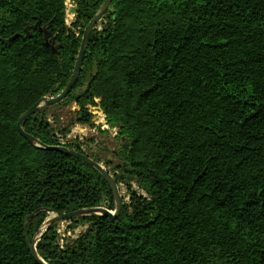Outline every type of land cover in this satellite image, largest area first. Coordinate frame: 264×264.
<instances>
[{"label": "trees", "instance_id": "trees-1", "mask_svg": "<svg viewBox=\"0 0 264 264\" xmlns=\"http://www.w3.org/2000/svg\"><path fill=\"white\" fill-rule=\"evenodd\" d=\"M103 2L77 0L68 24L67 0H0V264H40L28 217L49 264H264V0H112L72 90L25 120L35 142L20 133V116L69 82ZM72 104L54 126L50 112ZM96 105L125 137L112 167L89 141L59 139L93 126ZM57 145L102 161L129 196L113 220H72L88 225L65 242L48 210L115 198Z\"/></svg>", "mask_w": 264, "mask_h": 264}, {"label": "water", "instance_id": "water-1", "mask_svg": "<svg viewBox=\"0 0 264 264\" xmlns=\"http://www.w3.org/2000/svg\"><path fill=\"white\" fill-rule=\"evenodd\" d=\"M111 1L112 0H104L103 4L99 8L98 12L85 26L84 34H83L82 41H81V46H80V49H79V52L77 55V59H76V63H75L72 75L69 79V82L63 88V90H61V92L59 94L54 95V96L50 95V94L43 96L40 100H38L33 106H31L28 110H26L20 116V118L18 120V129H19L20 133L30 142H35L36 139L24 130L23 123L25 122V120H27L34 113L39 111L43 106H51V105H54V104L61 102L67 96V94L72 90V88H73V86H74V84H75V82H76V80H77V78L81 72L84 54H85L86 47H87L88 37H89L91 31L102 20L106 11L110 7ZM69 3L71 4L70 11L74 15H76L77 10H78L77 0H69ZM80 27H83L82 23L80 24ZM121 140L124 141L125 137H122ZM124 145L127 146V143H125ZM46 148L59 150V151H62L64 153L74 155V156L80 158L81 160H83L84 162H86V163L92 165L93 167H95L96 169H98L104 175V177L109 182V184L111 185V188H112L113 194H114V198H115V209L114 210H109L106 207L81 208V209L75 210L73 212H56L54 210H48L49 213H52L55 216L47 219L45 222L46 225H49L55 221L76 220V219H79L81 217L89 216V215H101V216L108 217L111 220L115 219L116 217H118L120 215L124 201H123L122 195H121L120 190H119V185L116 183L114 176L106 168H104V166L101 163L93 160L92 158H90L89 156H87L84 153L78 152V151H76L72 148L66 147L64 145L46 146ZM34 214H32V216ZM32 216H30V217H32ZM28 219H29V217L26 218L24 227H25V234H26V238H27V243H28L29 249L31 251V254L38 263L49 264L46 261H44L38 255L37 250H36V246H37V243H38L41 235L36 236L32 241L28 237V234L26 231V222Z\"/></svg>", "mask_w": 264, "mask_h": 264}, {"label": "rangeland", "instance_id": "rangeland-1", "mask_svg": "<svg viewBox=\"0 0 264 264\" xmlns=\"http://www.w3.org/2000/svg\"><path fill=\"white\" fill-rule=\"evenodd\" d=\"M71 4H69V0H67V13H66V20L68 24H71V22L74 20L75 15L70 11ZM72 13V14H71ZM99 101V99H97ZM76 105L72 104L68 107L61 108L56 111H51L49 116H52V113H57L59 115V119L56 123L53 122V125L55 126L56 124L60 125H68L70 123L71 119V114L73 110H75ZM99 113V112H98ZM98 115V114H97ZM51 118V117H50ZM52 119V118H51ZM53 120V119H52ZM79 125L75 126L73 130V136L79 142L81 141H89L87 142L88 145H82V149L88 153L91 156H97L100 158V160H112L113 164L110 166L112 167L114 163L118 162L119 159L114 156L115 153L120 149V144L124 141L121 140V138L117 137L113 133V128L109 126V130L106 129H100V128H95L91 127L90 125H86L85 127H82V130L80 128H77ZM83 131V132H82ZM90 138H93V140H88ZM95 139V140H94ZM78 142V141H77ZM98 144V145H97ZM104 147L105 149H103ZM102 165L103 162L99 161ZM104 166V165H103ZM105 168V167H104ZM132 185L137 188L136 184L132 183ZM119 190L122 194V198L124 203L129 201V196H128V188L124 185L119 187ZM123 203V204H124ZM55 216L52 213H49V216L47 219ZM57 222L58 226V231L61 234L62 237V242H65L71 238H75L78 235H80L81 232H83L88 224H82L81 222H77V226L73 224L72 220H61V221H55ZM46 225V223H45Z\"/></svg>", "mask_w": 264, "mask_h": 264}, {"label": "built area", "instance_id": "built-area-1", "mask_svg": "<svg viewBox=\"0 0 264 264\" xmlns=\"http://www.w3.org/2000/svg\"><path fill=\"white\" fill-rule=\"evenodd\" d=\"M93 115H94V118H93V126L91 127H95L96 129L97 128H100V129H106V130H109L110 128L109 125L107 124V121H106V117H105V114L103 113V111L100 109L99 105H96V106H93L90 108ZM99 112V113H98ZM98 114V115H97ZM77 126V125H76ZM86 125H79L77 128H80V130H82V127H85ZM111 127V126H110ZM112 129V127H111ZM118 131L119 129L117 127H114L113 128V133L114 135L116 136L118 134ZM74 136H73V130L71 131L70 134H68L65 138L63 137H60L59 136V139H60V142L61 143H68L71 139H73ZM84 142V141H83ZM86 146V145H85ZM121 186H124L123 183L119 184V187ZM121 193V192H120ZM123 193H121L122 195Z\"/></svg>", "mask_w": 264, "mask_h": 264}, {"label": "flooded vegetation", "instance_id": "flooded-vegetation-1", "mask_svg": "<svg viewBox=\"0 0 264 264\" xmlns=\"http://www.w3.org/2000/svg\"><path fill=\"white\" fill-rule=\"evenodd\" d=\"M92 140H93V138H92ZM95 140V139H94ZM103 149H105L104 147H102Z\"/></svg>", "mask_w": 264, "mask_h": 264}, {"label": "bare ground", "instance_id": "bare-ground-1", "mask_svg": "<svg viewBox=\"0 0 264 264\" xmlns=\"http://www.w3.org/2000/svg\"><path fill=\"white\" fill-rule=\"evenodd\" d=\"M70 4V3H69ZM72 14V13H71ZM83 132V131H82ZM98 145V144H97Z\"/></svg>", "mask_w": 264, "mask_h": 264}]
</instances>
